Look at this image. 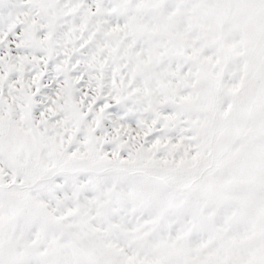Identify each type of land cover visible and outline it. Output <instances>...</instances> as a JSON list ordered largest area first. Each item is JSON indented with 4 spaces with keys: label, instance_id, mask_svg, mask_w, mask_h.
<instances>
[{
    "label": "snow or ice",
    "instance_id": "1",
    "mask_svg": "<svg viewBox=\"0 0 264 264\" xmlns=\"http://www.w3.org/2000/svg\"><path fill=\"white\" fill-rule=\"evenodd\" d=\"M0 264H264V0H0Z\"/></svg>",
    "mask_w": 264,
    "mask_h": 264
}]
</instances>
